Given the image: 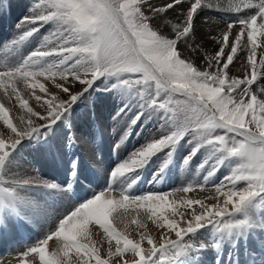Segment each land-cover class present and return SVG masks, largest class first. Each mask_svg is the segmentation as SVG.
Wrapping results in <instances>:
<instances>
[{
  "label": "snow or ice",
  "instance_id": "snow-or-ice-1",
  "mask_svg": "<svg viewBox=\"0 0 264 264\" xmlns=\"http://www.w3.org/2000/svg\"><path fill=\"white\" fill-rule=\"evenodd\" d=\"M28 11L5 50L39 35L37 46L13 63H0V92L24 110L14 122L0 101V239L37 215L55 220L17 254L16 264H205L209 250L214 264H264V41L257 43L264 37V0H31ZM213 11L244 14L211 37L217 46L208 52L196 40L195 21ZM238 51L246 55L243 78L229 74ZM97 92L113 93L120 102L113 120L121 135L113 152L133 134L158 126L105 173V187L62 213H49L32 193L72 201L83 166L71 134L75 113ZM25 146L66 166L67 179L21 171ZM184 151L179 166L185 169L203 157L196 164L198 173H207L201 190L221 168L229 169L214 196L176 195L192 192L193 183L170 192L133 191L149 169L153 183L163 182ZM93 159L103 164L98 155ZM129 209L136 237L115 223ZM141 213L163 230L159 238L147 231ZM101 231L106 247L92 239Z\"/></svg>",
  "mask_w": 264,
  "mask_h": 264
},
{
  "label": "rangeland",
  "instance_id": "rangeland-1",
  "mask_svg": "<svg viewBox=\"0 0 264 264\" xmlns=\"http://www.w3.org/2000/svg\"><path fill=\"white\" fill-rule=\"evenodd\" d=\"M29 1H31V0H29ZM6 3H8L11 6V2L9 0H7ZM6 3L3 2L2 7H0V12L2 11V16L6 20H8L10 22L11 20H10L9 15H8L9 13L8 12H7L8 14L6 13V11H8V9L6 7L7 6ZM23 16H26V13ZM23 16H19V17L21 18ZM5 25H7L8 27L10 26V24L9 23L7 24V22L5 23ZM15 26L14 25L11 26L9 29L6 30L7 33L5 35H4V33L1 35V38H0V53H1L0 54V59H1L0 60V63H9V61H12V63L15 62L20 57L26 56L34 47L37 46V44L39 42L40 36L38 38L30 37L29 38V41L31 42V44H29V45H20L18 49H13L11 51H6L5 48H6V46H10V41L13 38L17 37L20 34L18 32V30L15 28ZM11 30L14 33L17 32L18 34L11 35L12 34V31ZM41 33L46 35L47 32L44 29H42ZM2 36H5V37H2ZM29 41L26 40L24 43L25 44H28ZM46 86H49L50 91H53V92L56 91V89L53 88L50 85V82L46 83ZM101 87H102V85H101ZM37 92H38V90H37ZM38 94H39V92H38ZM93 97H97V99H95ZM25 98H27V94H25ZM0 101H5L8 104H10L6 100V98H4L3 93L0 94ZM14 102L15 101L13 100L11 102V104L14 103ZM30 103L34 104L35 107H37L36 104H35L34 99H30L29 100V104ZM119 103L120 102L117 99V97L115 96V94L109 93V92H97V93H93L92 94V97L88 101H85L84 102V104L82 105L83 108H77L76 113H75L76 117L79 114V116H81V117L84 116V118H83L84 120L82 122L81 121L79 122L82 125L81 127H80V124H78V123L76 124V127H75V125H73V128L79 129V130H76L78 136L76 134H74L73 132L71 134H74L75 137L78 138V139H76V141H77V144L79 143V145H80V146H78V148L80 147L79 150H80L81 156L83 158V162H89L90 164L92 162L95 163V160L93 159L94 155H97L98 153L102 152L106 148V152L107 153H105L104 155H102L100 157L103 160V164L104 165H105L106 162H109V163L113 162L114 157H116L115 163L112 164V165H110L107 168V171H108L110 168L114 167L117 162H119L120 160L126 158L127 155L131 151H133L135 148L139 147L141 144L144 143V141L142 139H140V137L142 136L143 132H141L139 135L133 134L132 136L129 137V139L125 142V144L119 150H117L115 152L114 155H112L109 158H107L110 155V152H109V151H111L110 149H113V146L115 145V143H117L119 141L120 135H121L120 128L116 125V122L113 120V116H115V114H116V111H117V109L119 107ZM6 107H8V106H6ZM92 109H94V110H92ZM20 110L23 111V109H20ZM10 112H11V110H10ZM91 113H94V115H91ZM10 115L12 116L13 121L16 122L15 117L13 116V114L10 113ZM153 124L156 126L155 127V129H156L158 125L155 124V123H153ZM83 125H85L86 128ZM154 125H151L149 127V129L152 128ZM137 131H140V130L137 129ZM61 134H62L61 136H63V133H61ZM83 136H84V138H83ZM79 138H81V139H79ZM130 145L132 146V148H131ZM96 148L99 149L98 153L95 152V149ZM33 153H34V151L29 146H25V148L21 151V153H20V155H21L20 163H22V164L19 163V166H20L21 171L27 173L28 175H33L34 174V175H39L41 178H43V172H44V170H42L43 169L42 166L43 165H46V167H47L46 170H50L51 168H53L52 175H51V179H54L56 182L63 181L64 177H63L62 174L55 175L58 172V170H57L56 166L53 163H51L50 161L44 159L43 157H41L37 153L33 157L32 156ZM186 154H187L186 151L182 152V155H181L180 160L177 161V165L178 166L180 165V163H182V156L183 155H186ZM199 159H203V157L202 156H199L197 160H194V162L191 165V167H189V169L187 168V172L188 173H185L186 169L184 167L181 169V172L178 171V166L177 165L172 168L173 170L172 169L170 170L171 171L170 172L171 178H172V175H175L174 178H177L176 180H172L171 181V182L176 183L175 184L176 187L173 188V189H171V191H174L175 189L182 188V187L188 185L189 183H193V184H196L197 185L192 192H194V191H201V188L199 187V185L200 184H203V182H200L201 179L198 178V176L201 175V173L199 172V173H196V175H195V172H198L197 171V168H196V164L199 163ZM66 168L61 169V172H65V169ZM97 168L99 169V172H98V170H95L94 171V175L92 176V179H93L92 180V184H95L96 183L95 185H97V183L98 184L101 183V181H102V173H101V169H100V168H102V165L97 166L96 169ZM227 170H229V169L226 168V171ZM83 171L84 172H87L86 167L84 168ZM189 171H190V173H189ZM151 172H152V170L150 169L149 175L146 178H149ZM180 173H185L186 180H183V179L181 180L180 177L178 178V176H180ZM205 173L206 172H204L202 174L201 178L203 176H205ZM226 174H228V173H226ZM226 174L225 173L224 174H221L219 180H222L223 177ZM83 176L81 175V179L80 180L82 182H87V180H85L83 178ZM44 178L50 180V176H44ZM209 182H208L207 185H211V183H212V185L214 186L215 184L218 183V182H213L212 179H210ZM79 184L76 186V189H78ZM205 186H204L203 189L207 188V186L206 187ZM103 187H105V181H103V185L101 187L92 188L90 190H87L86 192H83L85 194L80 193V195L83 194L84 196L85 195H89L90 196L93 191H98L100 188H103ZM148 189H150V188H148ZM83 190H84V186L80 185V190L79 191L82 192ZM150 191H152V190H150ZM144 192H148V190H144L141 193H144ZM158 192H164V191H158ZM192 192H189V193H182V192H180V193H176V195L182 197V196H185L187 194L190 195V193H192ZM210 194L215 195L214 192H212ZM77 195H79V194H77ZM32 196L37 201V203L39 205L43 206L44 208L49 206V201L51 200V198H50V196L48 194H45V193H43V194L42 193H36V194L35 193H32ZM58 196L54 200L55 201L54 205L50 209H48L49 213H56V212L61 211V210L62 211H65L66 208L68 207L69 204H67V202L65 200H63L65 198L62 195H60L59 198H58ZM190 197H191V195H190ZM75 201L73 200V203ZM181 210L182 211H186L184 209H181ZM132 213H134V215L131 216V219L129 220L130 227L133 225V224H131V220L135 217V212L133 211ZM143 217H144V215H143V213H141L140 219H143ZM48 219L50 221L51 220H55V217L54 216H49ZM144 220H145V217H144ZM117 221H115V223L116 224L118 223L117 226L119 228L121 227L120 229L123 230L124 227L122 225H120L119 222H117ZM42 222H43V220L38 221L37 218L34 217V219L31 221V223L33 224V228H32V230L29 229V233H30L29 238L31 237V239H34L35 234H37L38 231L34 228V225H36V224L40 226V231L41 232L43 230H46L41 224H39V223H42ZM145 222L147 223L148 226H152L153 229L154 228H157L156 225L152 221L145 220ZM50 226H51V224H48V227H50ZM134 226L135 225H133V227ZM148 229H150V228L147 227V230ZM130 233H131L132 237H136L137 236V233H136V231L134 232V230H133V232H130ZM152 235L155 236V238H158L159 237L157 235V233L156 234H153L152 233ZM171 235H172L173 238H175L174 233L171 234ZM11 236L15 239V237L12 234L10 236H8V237H11ZM20 239L22 241L19 240L20 242H18V240L17 241L15 240L16 241L15 244H9V243L8 244H5L6 247H8V248L3 253H8V251L9 252L11 251V253H9L8 255L0 256V257H3V258H1L2 259V262H0V264H9L10 261H11V264H16L14 257H15V255H17V253H19V252L22 251V249L20 248L22 246L21 243L25 242L23 238L20 237ZM92 239L95 240V241H98L97 246H100L101 243L104 245V247L107 246V242H106V239L103 237L102 231L100 233L94 232L93 233V236H92ZM14 245H15V247H14ZM17 248H19L21 250L19 252H17L16 251ZM103 250L104 249L102 247L101 248L102 255H104V251ZM255 253L257 254L259 252L256 251ZM11 256H12L11 259L7 258V257H11ZM204 262H205V264H208L209 263V262H206V261H204Z\"/></svg>",
  "mask_w": 264,
  "mask_h": 264
},
{
  "label": "bare ground",
  "instance_id": "bare-ground-1",
  "mask_svg": "<svg viewBox=\"0 0 264 264\" xmlns=\"http://www.w3.org/2000/svg\"><path fill=\"white\" fill-rule=\"evenodd\" d=\"M7 0H3L4 3H6ZM11 2V6L6 3V7L8 9V11H6V13L8 12L9 13V18H10V22L8 20H6L3 16H2V11L0 12V38H1V35L4 33V35L7 33L6 30L9 29L11 26H15L17 25L18 23H20V20L21 18L19 16H23L25 13L26 15H29V5H30V2L29 0H9ZM166 2V0H152V3H155V4H162ZM10 8H11V11H10ZM247 11V10H245ZM244 13L241 12V13H234V12H228V11H213V12H210L206 17H201L200 19L196 20L195 21V27H196V40L197 42L203 47V48H206L208 52H214L215 49H216V41L211 39L212 36H216V37H219V35L226 29V26H227V23L231 20H235L237 19V17L239 15H243ZM17 16V17H16ZM16 17V18H15ZM8 19V18H7ZM168 19L169 20H173L175 21L176 17H175V13H172L170 12L169 15H168ZM7 22V24L9 23L10 26L8 27L7 25H5V23ZM158 24L160 22H157ZM15 28L17 29V27L15 26ZM21 30H24V26L21 25ZM166 33L167 32H170V29L168 27H164L163 29ZM10 31V30H9ZM12 31V30H11ZM17 33V32H16ZM2 37H5V36H2ZM10 37V36H9ZM8 38V37H7ZM3 39V38H2ZM35 39V38H34ZM231 39V38H230ZM36 40V39H35ZM8 41V40H7ZM261 41H264V37H261V36H258L257 38V43L259 44ZM37 43V42H36ZM181 47H184L183 45ZM20 52V51H19ZM5 53V52H4ZM1 54V53H0ZM186 55H192V58L195 60V62L198 64V65H201L203 64V61H202V58L200 56H196L194 54H191V53H185ZM257 61L259 62V58H260V53H259V50L257 52ZM9 59V58H8ZM246 59V55L244 52H240L238 51L237 53V57L234 59V63L233 65L230 66V75L232 76H236V77H240V78H243V75H244V68L241 67V65L244 63ZM258 69H259V63H258ZM54 88V87H53ZM0 94H2V92H0ZM5 103L6 106L10 107V110L13 114V116L15 117V120H17V118L21 115L24 114V110L21 111L18 107L19 105L16 104L15 102L12 103V104H8L7 102L3 101ZM31 106L35 107L34 104L30 103ZM84 116L81 117L78 116L76 117V120H75V127H76V124H80V127L82 126L81 123H79L80 121L82 122L84 119ZM78 119V120H77ZM98 123V122H97ZM88 124V123H87ZM100 124V123H99ZM104 125V124H103ZM154 125V124H152ZM85 126V125H83ZM155 125L148 129L147 131L143 132L142 136L140 137V139H142L143 141H145V139L147 138V135H148V132H155ZM83 128V127H82ZM86 128V126H85ZM91 128V127H90ZM95 129V128H94ZM76 130H79V129H76V128H73L72 129V132L74 134H77V131ZM63 133V132H61ZM62 135V134H61ZM96 135V134H95ZM101 135V134H100ZM99 136V135H98ZM97 137V136H96ZM100 137V136H99ZM84 138V136H83ZM81 139V138H79ZM83 141V140H82ZM88 143V142H87ZM79 146V145H78ZM126 146V145H125ZM87 160V159H86ZM64 168H66V166H63ZM191 167V166H190ZM225 168V167H224ZM223 168V169H224ZM227 168V167H226ZM67 169V168H66ZM98 169V168H97ZM189 169V167H188ZM173 170V169H172ZM149 170L145 171V177H147L149 175ZM99 172V170H98ZM227 171H223L221 172L222 174H226ZM196 173L198 172H195V175ZM201 174L204 173V172H200ZM207 173H205L206 175ZM34 175V174H33ZM96 176V175H95ZM103 176V175H102ZM64 177V176H63ZM175 175H172V178H174ZM171 178V176H170ZM93 180V179H92ZM95 181V180H94ZM221 180H219L220 182ZM218 182V181H217ZM210 183V182H209ZM96 184V183H95ZM95 184H92V185H95ZM100 184V183H99ZM98 185V183H97ZM212 185V183H211ZM210 185V186H211ZM210 186H207V188L201 190V191H194L192 193H190L191 197L189 194L185 195L186 197L188 198H193V199H203L205 197H209V196H214L210 193L214 192V186L212 185L211 187ZM206 187V186H205ZM83 188V187H82ZM204 191V192H203ZM185 196H182V197H185ZM221 200L223 199L222 197L220 198ZM208 203H213L215 202L214 200H208L206 201ZM193 207H197L198 208V205H194ZM186 211H189V210H186ZM132 209H129L128 213L122 215L120 217V219L117 221L119 222L120 225H122L124 228L125 226H127V230L129 232H133V230L135 229V226L133 227V225L130 227L129 225V220L131 219V216L134 215V213H132ZM126 216V217H125ZM144 220V217L143 219ZM146 220V219H145ZM144 220V222H145ZM30 224H32L31 222H28ZM146 223V222H145ZM118 224V223H117ZM147 224V223H146ZM28 229L32 230L33 227H31L30 225H28ZM150 229H148L147 231L150 232L151 234H156L159 236V234L161 233V231L163 230H159L157 228H152V226H148ZM121 228V227H120ZM35 230V229H34ZM204 232V235L201 237L202 240H204L205 242H207L208 239H210V232L208 229H204L202 230ZM135 232V231H134ZM13 235L15 237V240L18 242H20L19 240L20 239V236L18 235V231L16 229V231L13 233H9V236L10 235ZM134 235V234H133ZM136 235V234H135ZM12 237V236H11ZM155 237V236H154ZM13 238V237H12ZM19 238V239H18ZM99 238V237H98ZM159 238V237H158ZM15 241V242H16ZM55 244V241H50V244H49V247H53ZM12 246V245H11ZM17 246V245H16ZM8 247H6L5 244H0V251L4 252L7 250ZM15 249V248H14ZM104 249V248H103ZM104 251V250H103ZM16 252V251H15ZM8 253H11V251ZM17 253V252H16ZM15 253V254H16ZM18 254V253H17ZM102 254V253H101ZM258 254V253H257ZM8 255V254H7ZM11 255V254H10ZM13 256V255H12ZM17 256V255H15ZM8 258V257H7ZM15 258V257H14ZM13 258V259H14ZM11 259V258H10ZM203 259L204 261L206 262H209L208 264H214V252H212L211 250L208 251V253H206L204 256H203Z\"/></svg>",
  "mask_w": 264,
  "mask_h": 264
}]
</instances>
